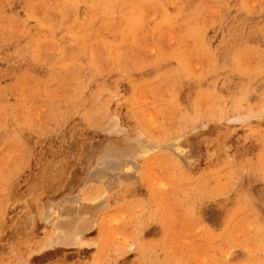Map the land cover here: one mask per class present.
Segmentation results:
<instances>
[{
	"label": "rangeland",
	"instance_id": "374dc122",
	"mask_svg": "<svg viewBox=\"0 0 264 264\" xmlns=\"http://www.w3.org/2000/svg\"><path fill=\"white\" fill-rule=\"evenodd\" d=\"M0 264H264V0H0Z\"/></svg>",
	"mask_w": 264,
	"mask_h": 264
},
{
	"label": "bare ground",
	"instance_id": "6f19581e",
	"mask_svg": "<svg viewBox=\"0 0 264 264\" xmlns=\"http://www.w3.org/2000/svg\"><path fill=\"white\" fill-rule=\"evenodd\" d=\"M101 94V93H100ZM70 220V219H69ZM74 222V221H73ZM81 222V221H80ZM73 225H74V223H72ZM79 224V223H78ZM84 225V224H83ZM64 226V225H63ZM71 226V225H70ZM82 226V225H81ZM65 229V228H64ZM67 229V228H66ZM71 230V229H70ZM67 232H69V230L67 231ZM72 232V231H71ZM64 234H66V233H64ZM67 237V236H66ZM70 237V236H69ZM68 237V238H69ZM63 238V237H62ZM71 238V237H70ZM63 240H64V238H63ZM67 240V239H66ZM69 241V240H68Z\"/></svg>",
	"mask_w": 264,
	"mask_h": 264
}]
</instances>
